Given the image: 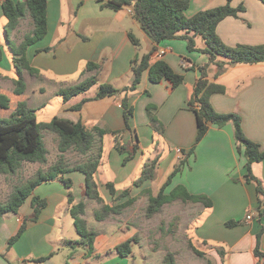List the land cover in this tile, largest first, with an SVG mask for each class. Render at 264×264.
Masks as SVG:
<instances>
[{"label":"crops","instance_id":"1","mask_svg":"<svg viewBox=\"0 0 264 264\" xmlns=\"http://www.w3.org/2000/svg\"><path fill=\"white\" fill-rule=\"evenodd\" d=\"M107 2L108 0L47 1V34L28 47L26 52L30 66L37 69L39 74L24 75L26 90L20 96H26L29 108L38 109L43 106L38 101V96L45 93L46 85L55 96L60 88L75 85L87 78L96 80L97 85L94 86L96 88L101 84H108L118 90L129 87L133 80L132 61L151 52V64L163 60L175 73L183 75V84L171 90L165 81L159 84L150 83L147 72H144L134 91L122 94L120 97L85 102L78 111H71L70 108L83 99H90L95 95L81 94L67 103H64L60 97L61 104L56 116H68L79 120L89 130L98 128L106 133L101 138L102 157L94 179L105 204L118 205L128 199L136 198L133 205L127 209V212H130L136 203L141 204L145 209L149 196L157 195L181 158L180 151L188 152L193 146L196 119L186 104L200 77L199 67L208 63V57L200 52H189L186 42L182 40H167L156 45L140 29L132 15L127 13L126 8L113 11L105 7ZM1 3L2 0H0L2 50L0 83H4L8 80L2 76V73L9 71L10 67L8 62L5 65L3 62L10 56V49L5 40L4 28L7 21L3 16ZM227 3L233 8L242 5L245 10L236 18H225L217 25L216 33L220 40L230 48L238 45H264V4L259 0H189V8L185 15L190 18L199 11L224 6ZM32 28V21L27 15L12 31L10 40L19 44ZM20 34L22 37H19ZM129 34L138 40V47L132 44ZM195 43L198 49H203L205 46L199 37L195 38ZM47 48L52 49L44 51ZM161 51L164 54H160ZM217 62L222 63L225 60L217 59ZM88 63L95 64L97 68L88 71L86 69ZM216 72V65H210L207 69V80L223 86L224 93L213 95L210 98L211 106L217 113L239 115L245 137L259 144L264 150V63L226 66L217 76ZM11 81L9 85L13 89L14 80ZM124 95L127 96L128 104L133 109V115L129 122L130 131L124 133L122 143L127 150L137 148L134 157L126 163H123V159L127 152L121 154L117 151L109 134L125 129L123 110L120 106ZM147 107L155 108L151 113L163 128L161 134L150 126ZM157 156L159 161L154 178L134 187L133 183L140 177L144 165ZM244 165L245 159L237 151L232 124L222 128L210 126L205 137L197 144L194 154L187 159L182 171L174 176L165 188V194H168L174 187L182 185L189 193L206 196L212 202L210 208H205L200 203L180 201L162 207L163 210L175 204L174 207L179 210L175 219L178 218L176 223L180 235L179 243L184 244V247L170 251L174 264H185L186 258L202 259L189 248V242L195 249L199 245L205 246L206 252H200L204 254L206 264H261L260 258L254 254V249L256 236L263 222L256 212L258 200L255 185L242 181L245 174ZM251 170L253 176L259 179L264 187V161L254 163ZM66 178L72 182L70 191L74 203L86 204L84 219L87 221L91 213H88L89 201L84 196V176L79 172H72L64 175V179ZM54 183L60 184L61 187L55 188L53 193L38 196L46 200V207L36 222L28 223L25 232L12 247L16 262L18 264H96L94 259H97L100 252L107 255V251H110L111 254L119 256L115 250L116 246L133 237H128L124 232H122L125 235L124 239L102 236L103 230L109 226H116L121 232L119 227L121 223L112 219L95 221V224L87 221L89 229L98 232L89 254L87 247L76 246L72 250L67 247L65 244L67 241L77 244L79 237L67 240L63 236L62 221L70 216L67 203L68 191L60 181L55 180ZM106 183H112L116 190L115 202L104 187ZM36 190L32 192V196H37ZM124 190L129 191L128 195L119 198ZM27 201H30V198ZM99 206L97 204L95 208ZM20 211L21 209L17 215L9 213L0 218V228L3 227V230L8 232L5 241L19 230L23 219L27 217L28 214H21ZM247 216L251 219L247 220ZM13 218L15 223L12 221ZM142 219L144 220L145 217ZM228 221H235L238 224L229 228L226 226ZM40 224L47 225L42 229L43 231L38 232L35 227ZM56 226L60 228L58 236L55 242L51 243L47 240V234ZM126 230H132L134 235L139 233L134 224ZM113 238L116 241H113ZM149 240L148 235L141 234L138 241H133L144 249L142 257L144 264H148L155 253L162 251L163 256L166 254L164 249L152 246ZM5 241L0 243V264L9 263L3 256L7 248ZM100 242L103 244L100 245ZM57 245L66 247H62L61 253H56ZM132 247L131 245V254ZM40 250L48 252L42 254ZM259 250L264 255V234L260 239ZM219 251L223 256L219 255ZM49 255L51 257L42 263L34 261Z\"/></svg>","mask_w":264,"mask_h":264},{"label":"trees","instance_id":"2","mask_svg":"<svg viewBox=\"0 0 264 264\" xmlns=\"http://www.w3.org/2000/svg\"><path fill=\"white\" fill-rule=\"evenodd\" d=\"M47 1L26 0L24 2H14L12 0H2L1 8L7 21L4 28L5 40L13 56L12 64L16 74V79L13 81V94L15 96L22 95L26 90L25 74L29 76H37L39 74L37 69L30 66L26 52L28 47L43 39L47 34ZM259 1L264 4V0ZM105 7L113 11L131 8L135 22L156 45L167 40H182L186 42L189 52H200L208 57V63L199 67L200 77L197 79L193 92L186 104L188 110L195 115L196 119L194 144L188 152L180 151L181 158L164 185L156 196H149L145 217H153L161 212L164 205L175 201L200 203L205 208L212 206V202L208 197L193 195L182 185L174 187L168 194H165V188L170 184L172 178L182 171L187 159L194 154L197 144L205 137L210 126L214 125L222 128L227 124H232L237 151L245 159V174L242 181L255 185L258 200L256 212L263 225L256 236L254 254L258 258H262L264 255L260 252L259 246L261 236L264 234V187L262 182L253 176L251 167L254 163L264 161V150L261 149L259 144L245 137L239 115L234 113L221 114L213 109L210 98L215 94H223L224 87L207 80V69L212 64L217 67V76L224 71L226 66L264 63V45H238L230 48L220 40L216 33L217 25L222 20L228 17L236 18L239 13L244 12V7L240 5L233 8L227 3L224 6L199 11L190 18L185 15L189 8V0H108ZM27 15L32 21L33 28L24 35L19 44H15L10 40V35ZM197 37L203 40L205 45L203 49L196 47L195 38ZM129 39L135 47L139 46L138 40L132 34H129ZM51 49L47 48L44 51ZM151 53L136 57L132 61L131 72L133 80L129 87L118 90L108 84L98 85L97 92L93 98L83 99L80 103L72 106L70 110L78 111L88 101L101 100L107 97H120L122 94L134 91L140 83L144 72H147L149 82L152 84H159L165 81L171 90L182 85L184 81L183 75L175 73L163 60H158L151 64ZM1 55L0 49V60ZM220 58L225 60V62H217V59ZM96 68L97 66L93 63H88L86 66L88 71ZM96 85L94 78H87L75 85L60 88L56 92V96L61 97L62 101L67 103L72 98L88 92ZM9 102V98L6 95L0 94V109L7 110ZM120 106L123 110L125 129L123 131H113L109 134L112 137L114 148L121 154L127 152L123 159V163H126L134 157L137 150L136 147L127 150L122 143L124 133L130 131L129 122L133 115V109L129 106L126 95L122 97ZM151 110H155V108L147 107V113L150 115V126L161 134L163 128L160 127ZM43 131L55 134L58 137L57 149L60 158L67 152L72 151L84 157L85 160L71 167L57 163L46 172H38L28 182L15 187L6 202L0 204V218L9 213L17 215L23 204L30 198L32 209L30 221L36 222L47 202L38 196H32V192L43 183L58 180L64 184L68 191V211L79 237L77 244L87 247V254H89L92 251L93 242L98 233L89 229L87 221L84 219L86 204L84 202L74 203V197L70 191L72 182L68 178L64 179V175L79 172L84 176L85 199L100 205V208L93 212V218L98 222L104 221L110 215L121 214L123 210L134 203L135 198L128 199L118 205H109L105 204L99 194L94 177L102 157L101 138L106 134L103 130L98 128L89 130L79 120L62 115L53 117L48 123H39L34 110L29 108L27 103L23 101L17 104L14 112L8 118H0V175L15 174L23 163L44 164L46 162L48 151L43 141ZM158 161L159 157L157 156L144 165L140 177L133 183L134 187H138L143 182L154 178ZM104 187L112 197L113 202H115L116 190L113 184L106 183ZM128 193V190H124L118 197L124 198ZM26 221L27 219L24 218L17 233L8 240V249L13 247L26 230ZM237 224L238 222L228 221L226 226L231 228ZM133 241H136L135 237L117 245L115 248L117 254L123 258L130 256L131 243ZM65 244L72 249L74 243L67 241ZM188 246L196 255L204 256L190 242ZM219 255L223 256V253L219 251ZM50 257L51 255L35 259L34 261L42 263ZM163 264H174L171 254H167L164 257Z\"/></svg>","mask_w":264,"mask_h":264},{"label":"rangeland","instance_id":"3","mask_svg":"<svg viewBox=\"0 0 264 264\" xmlns=\"http://www.w3.org/2000/svg\"><path fill=\"white\" fill-rule=\"evenodd\" d=\"M25 31V30H23ZM19 37H22V34L19 35ZM17 37V38H19ZM3 38H4V34H3ZM16 38V39H17ZM200 40H202L200 38ZM1 49V48H0ZM54 49V48H53ZM2 52V50H1ZM10 56L5 58V61L3 62L4 65L6 64V62H8V65L10 67L9 71H5L4 73H2V76L5 77L6 80H8L7 82L4 81V83H0V94H4L9 98V108L7 110H2L0 109V118H8L12 112H14L17 104L21 101L26 103L28 102L26 99V96H15L13 94V89L12 87L9 85L10 82H12L11 80H15L16 79V74L13 68V64H12V59L13 56L12 54L9 52ZM222 59V58H220ZM7 83V84H6ZM46 87V91L43 95L38 96V101L43 105L42 107L38 108V109H33L35 116L37 118V122L39 123H48L54 116H56L58 114V109L60 107L61 104V100L60 97L55 96L52 91L50 90V87H48V85L45 86ZM14 88V87H13ZM97 92V88L93 87L92 89H90L88 92H86L84 95L87 96H94ZM30 103V100H29ZM28 105V103H27ZM43 141L44 144L46 146V149L48 151L47 154V159L46 162L44 164H40V163H23L22 167L13 175H0V204H3L4 202H6V200L8 199L9 195L11 194L12 190L15 187H18L26 182H28L29 180H31L38 172H46L50 167L54 166L57 163H61L63 166H68L71 167L72 165L76 164V163H80L83 162L85 160L84 157H82L81 155L69 151L66 154H64L61 158L58 152V137L55 134L49 133L47 131H43ZM56 185V186H55ZM59 188L61 187L60 184H53V182H48V183H43L40 186H38L35 190V194L37 196H44V194H49V193H53L55 191V188ZM57 188V189H58ZM136 200V198H135ZM135 202V201H134ZM133 205V204H132ZM131 205V206H132ZM180 205V204H178ZM88 206V213H91V216L88 215V219L87 221L91 224H95V220L93 218V212L96 211L97 209L100 208V206L98 208H95V206H97V204L94 201H89ZM130 206V207H131ZM175 204H172L170 206H168V208L163 209L160 213L155 214L153 217L151 218H146L145 217V209L141 204H135L134 208L132 209V211L130 210V212H127L126 208L125 210H123V212L119 215H110L109 217H107L105 220L109 221V220H114L115 222H119L121 223V225H119V227H121V232L119 231L118 227H107L106 229H104V233L102 236L104 237H115L116 239H124V234L122 232H124L125 234L128 235V237H135L136 241L139 240V237L141 234H145L148 235L150 240L149 243L154 246V247H159L162 248L166 251V254H171L170 251L173 249H178L180 247H184V244L180 245L179 243V234H178V229H177V223L178 222V218L175 219L176 217H178L179 214V210L176 209ZM21 214H28L26 219V228L28 223H30V217L32 216V209L30 206V201H26L23 206L20 208ZM133 210H135L136 212H133ZM144 213V214H143ZM112 217V218H110ZM142 217H145V219L143 220ZM128 219V220H127ZM177 220V221H176ZM13 223H15L14 218L12 219ZM144 221H146L144 223ZM63 222V227H62V231H63V236L69 240V239H77L78 235L75 231V228L73 226V222L70 216L64 218ZM136 223V224H135ZM49 224V223H47ZM47 224H40L38 226L35 227V229L40 232L42 229L45 228V226ZM131 224H134L137 226V229L139 231L138 234L134 235V232L132 230H126L129 229V226ZM16 225V224H15ZM60 226V224H58ZM17 227V225H16ZM4 228L1 227L0 228V243L5 241V237L7 236L6 230H3ZM18 229V228H17ZM59 227H53L52 231L47 234V240L50 241L51 243H54L57 236H58V232H59ZM43 231V230H42ZM3 232V233H2ZM25 232V231H24ZM17 233V231L12 235L14 236ZM98 233V232H97ZM11 236V237H12ZM8 237V239H6L5 243L8 246V240L11 238ZM133 239V238H132ZM113 241H116L113 238ZM100 245L103 244V242L99 243ZM132 247V254L129 257L123 258L120 256H116L110 253V251H107V255L104 254V252H100V255L97 256V259H94V262H97L96 264H144L143 261V256H144V249L143 247H141L140 245H136L134 242L131 243ZM82 247L79 244H73V249L76 247ZM62 247H66L65 245H57V247L55 248L56 253H61ZM69 247V246H67ZM70 248V247H69ZM196 248L199 251H203L206 252V248L204 245H199L196 246ZM71 249V248H70ZM72 250V249H71ZM40 252L42 254H46L48 251H42L40 250ZM114 253V252H113ZM4 259L9 262L8 264H18L16 262V255L14 253L13 248H6L5 253L3 254ZM162 255V251L155 253L151 258L150 261H148V264H163V260L164 257ZM172 259H173V255L171 254ZM204 256H202V259L193 257L192 259H185V264H206V262L204 263ZM206 261V260H205Z\"/></svg>","mask_w":264,"mask_h":264},{"label":"built area","instance_id":"4","mask_svg":"<svg viewBox=\"0 0 264 264\" xmlns=\"http://www.w3.org/2000/svg\"><path fill=\"white\" fill-rule=\"evenodd\" d=\"M126 10H127V13H128L129 15H132V14H133L131 8H126ZM160 54H164V52L161 51ZM246 218H247V220H250V219H251L250 216H247ZM260 263H261V264H264V257L260 258Z\"/></svg>","mask_w":264,"mask_h":264}]
</instances>
